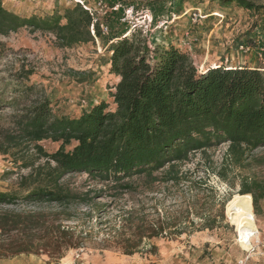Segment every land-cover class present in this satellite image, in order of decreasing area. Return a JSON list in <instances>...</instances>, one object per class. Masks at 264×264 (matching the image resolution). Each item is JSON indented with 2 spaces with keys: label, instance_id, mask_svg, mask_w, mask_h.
<instances>
[{
  "label": "trees",
  "instance_id": "1",
  "mask_svg": "<svg viewBox=\"0 0 264 264\" xmlns=\"http://www.w3.org/2000/svg\"><path fill=\"white\" fill-rule=\"evenodd\" d=\"M207 1L264 15V4L252 0ZM114 13H106L107 25ZM100 25L96 12L80 0L62 7L55 3L50 11L29 16L5 8L0 0V37L26 28L51 34L58 47H72L100 37ZM3 48L0 41V56ZM107 51L101 62L113 78L108 99L91 103L78 115L56 109L57 103L31 80L36 71L26 59L15 57L16 64L2 70L0 154L12 163L17 180L14 189L0 191V259L40 252L60 257L78 247L87 233L64 222L72 219L70 206L105 192L113 198L142 196L137 207L121 212L119 225L108 236L124 254H156L150 240L181 235L185 229L176 226L193 223L192 214L203 216L195 230H213L225 218L223 202L220 221L194 208L192 190L206 182L191 179L182 164L196 152L206 154L226 143L221 167H241L252 151L264 148V69L220 63L199 70L187 50L170 42L149 43L135 27L120 31ZM71 74L79 82L96 78L93 71ZM43 141L57 146L47 150ZM250 162L264 166V153ZM75 173H85L102 187L71 188L63 179ZM217 175L224 178L223 171ZM185 184V208L165 209L164 199L149 197L160 193L171 198L170 189ZM239 193L251 195L258 215L264 177H241ZM152 199L154 204L146 207L145 201ZM18 203L39 207L11 208ZM43 205L57 209L46 211Z\"/></svg>",
  "mask_w": 264,
  "mask_h": 264
},
{
  "label": "rangeland",
  "instance_id": "2",
  "mask_svg": "<svg viewBox=\"0 0 264 264\" xmlns=\"http://www.w3.org/2000/svg\"><path fill=\"white\" fill-rule=\"evenodd\" d=\"M1 1L5 8L29 16L50 11L55 3L62 7L75 0ZM80 1L86 7L94 9L104 26L107 25L106 13L111 9L115 12L107 20L108 32L102 33L93 42L58 47L51 34L30 32L26 28L0 37L4 44L3 54L0 56V75L5 67H9L11 63L16 64L15 57L26 59L36 71L31 80L44 88L45 93L57 103L56 109L63 113L78 115L89 108L91 103L108 99L109 85L113 78L107 73V66L101 62V58L107 57V47L111 40L126 27L140 29L149 43L166 45L170 42L187 50L199 70L220 63L245 64L264 69V15L261 13L253 15L235 5L221 7L217 2L207 0ZM252 1L264 4V0ZM72 71H93L96 78L79 82L71 74ZM42 144L47 150H53L57 146L50 141H43ZM226 147L227 144L222 143L206 154L196 152L181 166V170L188 171L194 181L198 178L205 179L206 184L199 183L201 186H195L192 190L196 195L193 200L194 208L198 212L202 210L211 219L220 221V206L224 203L225 218L213 230H195L202 226L203 216L194 213L189 218L193 223L185 222L176 226L177 229H185L181 235L150 240L149 243L157 247L156 254L147 250L124 254L117 240L109 237L108 232L119 225L121 212L137 207V200L142 196L131 197L126 194L113 198L105 192L90 202L70 206L72 219L64 222L77 231L87 233L82 234L83 239L78 247L67 249L60 257L42 252L23 255L42 257L45 264H54L60 259L70 260L74 250L82 248L83 264H195L203 258L214 259L216 264H264V235L261 234V229L264 228L263 201L259 203L260 213L254 214L255 221L245 222L254 231L251 240L247 242L248 249L238 242L237 227L230 223L225 211L227 201L239 193L241 177H264V166L250 164L253 156L264 153V148L252 151L244 166L222 168ZM218 171H223L224 178L217 175ZM16 180L17 174L12 163L0 154V191L14 189ZM63 181L79 191L102 187V183L89 179L85 173L66 175ZM186 184L171 188L168 193L171 198L160 193L153 194L154 196L150 194L149 197L164 199L162 205L165 209L185 208L188 203L181 200L184 197L187 199V196H183L187 191ZM154 201H145L146 207L154 204ZM13 207L34 209L39 206L18 203L11 208ZM41 208L46 211L57 209L55 205H43Z\"/></svg>",
  "mask_w": 264,
  "mask_h": 264
},
{
  "label": "bare ground",
  "instance_id": "3",
  "mask_svg": "<svg viewBox=\"0 0 264 264\" xmlns=\"http://www.w3.org/2000/svg\"><path fill=\"white\" fill-rule=\"evenodd\" d=\"M225 211L230 223L237 227V240L246 249L249 248L248 241L253 234L245 225V222L255 221L252 199L249 194H234L226 203ZM250 244V243H249Z\"/></svg>",
  "mask_w": 264,
  "mask_h": 264
},
{
  "label": "crops",
  "instance_id": "4",
  "mask_svg": "<svg viewBox=\"0 0 264 264\" xmlns=\"http://www.w3.org/2000/svg\"><path fill=\"white\" fill-rule=\"evenodd\" d=\"M263 212H264V200H263ZM263 217H264V213H263ZM261 230H262L261 234L264 235V228ZM252 233L254 234V231H252ZM252 235L250 236L249 240H251ZM31 263L32 264H45V259H43L42 257H35V256L31 257V255H23V254H20V255H17L15 257L8 258V259H0V264H31ZM152 264H156V263H152ZM195 264H216V261L214 259L209 260V259L203 258L200 262L196 261Z\"/></svg>",
  "mask_w": 264,
  "mask_h": 264
},
{
  "label": "built area",
  "instance_id": "5",
  "mask_svg": "<svg viewBox=\"0 0 264 264\" xmlns=\"http://www.w3.org/2000/svg\"><path fill=\"white\" fill-rule=\"evenodd\" d=\"M80 2L84 7H86L82 1ZM86 8H88L90 11H94V9H92L91 7H86ZM113 9H116V7H113ZM100 28H101L102 33L108 32L107 26H104L103 24H101ZM54 264H82V248H78L74 250V253L70 260L64 261V259H60L58 262Z\"/></svg>",
  "mask_w": 264,
  "mask_h": 264
}]
</instances>
